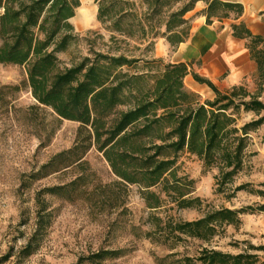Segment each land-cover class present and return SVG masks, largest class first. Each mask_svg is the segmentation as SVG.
Segmentation results:
<instances>
[{"label": "trees", "instance_id": "obj_1", "mask_svg": "<svg viewBox=\"0 0 264 264\" xmlns=\"http://www.w3.org/2000/svg\"><path fill=\"white\" fill-rule=\"evenodd\" d=\"M96 19L109 32L106 49L89 52L70 65H62L58 53L77 38L70 18L80 0H0V64L21 66L22 82L38 105L49 108L58 120L79 124L73 145L55 154L30 175L41 178L69 166L79 169L68 183L43 187L34 195L35 228L20 250L32 254L46 230L51 211L45 195L81 199L90 208L111 209L125 204L128 186L135 185L150 211L153 240L170 249L184 240L209 242L225 227L241 224L242 214L264 213V182L235 184L247 168L250 133L264 124V37L253 34L243 23L231 24L232 35L245 38L250 59L255 63L254 92L243 84L220 90L211 80L195 72V81L213 92L201 102L198 94L185 87L190 73L185 62H165L153 57L157 37L170 45L189 33L187 11L198 0H187L172 10L169 0H93ZM206 22L212 18L238 17V2L203 0ZM150 53L149 57L146 53ZM13 90H18L15 85ZM0 89V99L3 100ZM250 113L253 116L250 118ZM247 116H249L247 118ZM94 147L108 164L114 180L90 177L85 153ZM181 153L195 156L202 170L215 169L214 192L230 200L238 191L260 198L238 208L211 207L193 220L162 216L166 204L176 209L201 207L193 196L194 179L179 172ZM125 208V207H123ZM123 210V209H122ZM149 234V232H146ZM264 245H247L237 253L203 246L194 256L167 253V264H264ZM119 250L101 249L78 257L75 264H101Z\"/></svg>", "mask_w": 264, "mask_h": 264}, {"label": "rangeland", "instance_id": "obj_2", "mask_svg": "<svg viewBox=\"0 0 264 264\" xmlns=\"http://www.w3.org/2000/svg\"><path fill=\"white\" fill-rule=\"evenodd\" d=\"M186 2L169 0L172 10ZM96 11L93 0H80L74 16L70 18L77 38L66 51L58 53L62 65L78 61L89 52L91 44L96 49H106L103 43H108L109 32L96 19ZM187 26L190 27L189 22ZM146 54L149 57L150 53ZM188 65L190 73L183 79L185 87L196 92L201 102L211 99L213 92L210 88L195 81L191 75L195 72L205 77V71L198 63ZM255 76L254 69L240 84L254 92ZM226 78L227 73L224 72L215 80V85L222 91L231 87ZM24 79L23 67L0 64L3 95V100L0 99V264H75L78 257L101 249L119 250L117 256L109 257L101 264H163L161 259L172 251L178 252L177 257H180L194 256L203 246L237 253L247 243L264 245V213L255 212L242 214L237 228L228 225L222 235L209 242L184 238L170 249L167 244L153 240V225L147 219L150 211L139 196L137 187L130 185L123 206L104 210L90 208L81 199L70 200L65 196L46 194L51 211L49 223L38 238L37 249L28 256H22L19 252L35 228V193L43 187L68 183L79 172L77 167L69 166L38 179L30 177L55 154L73 145L79 124L58 120L49 108L38 105L29 88L22 84ZM15 85L19 86L18 90L6 88ZM260 99L264 101V90ZM252 116L250 113V118ZM250 151L256 154L249 157L248 167L237 177L235 184L249 182L257 187L258 183L264 182V124L250 133ZM84 159L88 163L90 177L95 181L114 180L108 164L94 147L85 153ZM178 164L180 173L194 179L192 195L199 196L203 204L198 208L184 209L166 204L156 211L164 217L193 220L211 207L238 208L260 201L246 191H238L230 200L224 194H216L213 177L216 170L204 172L195 156L181 153ZM250 252L264 256V251L250 249Z\"/></svg>", "mask_w": 264, "mask_h": 264}, {"label": "crops", "instance_id": "obj_3", "mask_svg": "<svg viewBox=\"0 0 264 264\" xmlns=\"http://www.w3.org/2000/svg\"><path fill=\"white\" fill-rule=\"evenodd\" d=\"M221 1L240 3L243 8L241 15L212 18L207 23L202 12L207 4L198 0L193 9L184 14L190 25L188 36L175 45L158 37L154 43L153 57L165 62L198 63L205 71V77L214 84L224 72L227 73L226 81L230 86L240 84L254 72L255 63L246 48L247 40L233 36L231 24L243 23L253 34L264 37V0Z\"/></svg>", "mask_w": 264, "mask_h": 264}, {"label": "bare ground", "instance_id": "obj_4", "mask_svg": "<svg viewBox=\"0 0 264 264\" xmlns=\"http://www.w3.org/2000/svg\"><path fill=\"white\" fill-rule=\"evenodd\" d=\"M82 16L85 17V14H83Z\"/></svg>", "mask_w": 264, "mask_h": 264}]
</instances>
